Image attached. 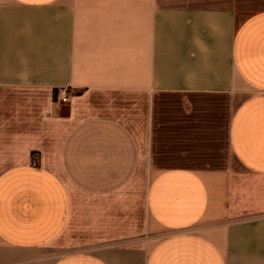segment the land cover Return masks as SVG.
<instances>
[{"label":"crops","instance_id":"crops-1","mask_svg":"<svg viewBox=\"0 0 264 264\" xmlns=\"http://www.w3.org/2000/svg\"><path fill=\"white\" fill-rule=\"evenodd\" d=\"M0 264H264V0H0Z\"/></svg>","mask_w":264,"mask_h":264},{"label":"built area","instance_id":"built-area-1","mask_svg":"<svg viewBox=\"0 0 264 264\" xmlns=\"http://www.w3.org/2000/svg\"><path fill=\"white\" fill-rule=\"evenodd\" d=\"M59 101L61 103H66L68 102V95L67 92H64L60 97H59Z\"/></svg>","mask_w":264,"mask_h":264}]
</instances>
